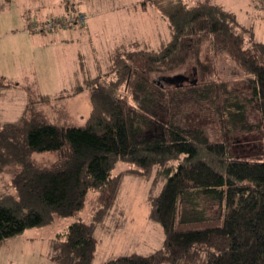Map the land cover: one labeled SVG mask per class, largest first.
Instances as JSON below:
<instances>
[{
    "label": "trees",
    "instance_id": "trees-1",
    "mask_svg": "<svg viewBox=\"0 0 264 264\" xmlns=\"http://www.w3.org/2000/svg\"><path fill=\"white\" fill-rule=\"evenodd\" d=\"M148 4L167 21L170 39L158 49L116 53L110 69L86 83L92 107L83 125L46 122L32 102L19 119L0 122V170L17 166L14 193L0 195V243L55 214H74L94 190L92 220L71 222L47 252L54 264H92L94 232L105 225L124 175L147 178L154 170L165 182L146 201L163 230L161 247L102 264H264V151L237 153L222 135L264 142V41L245 45L235 14L211 0H141ZM204 45L211 60L202 57ZM221 55L247 86L217 75ZM182 69L188 80L164 81ZM1 79L0 89L11 84ZM205 119L214 120L219 138ZM42 151L57 159L33 163L31 154ZM118 161L131 167L114 173Z\"/></svg>",
    "mask_w": 264,
    "mask_h": 264
},
{
    "label": "rangeland",
    "instance_id": "rangeland-1",
    "mask_svg": "<svg viewBox=\"0 0 264 264\" xmlns=\"http://www.w3.org/2000/svg\"><path fill=\"white\" fill-rule=\"evenodd\" d=\"M32 0H0V75H4L2 82L22 86L19 92L29 95L32 109L37 111L40 117L46 122L58 125H83L91 110V101L86 102L85 95L66 96L51 99L50 102H38L41 93H54L61 88H69L67 74L70 72L73 57L77 59L80 51L74 44L84 42L73 40L68 43L65 39L60 42L61 37H67L69 33L85 32L86 27L95 32V36H89L87 49L92 59V48L96 47V56H102L107 38H111L115 33L117 25L125 27L137 26L148 35V49H158L160 41L164 36L158 26L156 29L150 23L156 18L148 17L152 15V10H157L154 5L148 4L147 14L136 16L129 9L133 2L137 0H35L36 7L29 9V2ZM193 5L200 0H185ZM219 3L222 8L235 14L236 21L241 27L245 45H249L252 40L264 39V0H211ZM62 2L68 4L59 6ZM263 3V6H262ZM141 4V0H139ZM24 7L29 9L30 19L27 21V28L34 24L43 23L46 19H58L66 17L68 14H86L91 20L87 26L85 24H73L69 27H57L53 33L55 42H49L51 33L41 34L32 39L31 35L21 34L25 26ZM89 9V10H88ZM36 11H42L35 14ZM87 11V12H86ZM151 19V20H150ZM167 22V21H166ZM119 28V27H118ZM35 32V30H34ZM33 33V31H31ZM49 33V34H48ZM93 38V41H92ZM165 41V40H164ZM83 52L84 49H81ZM99 51L101 54H99ZM202 57L212 59L204 45ZM216 73L222 78L231 79L239 87L247 84L243 80L242 72L225 55L218 56L216 60ZM105 65L97 66L89 64L91 77L94 74H103ZM186 69L171 73V75H186ZM94 73V74H93ZM69 75V74H68ZM188 75V74H187ZM89 99L90 87L87 88ZM27 102V101H26ZM23 107V95L9 91L3 101H0V121L19 119L20 108ZM253 119L258 116L252 113ZM202 121L203 125L210 127L211 132L217 135L216 123ZM201 121V120H199ZM207 121V123L205 122ZM221 135V134H220ZM223 140L233 151L244 155L258 156L264 151V142H260L254 134H222ZM57 159L55 151L33 152L31 161L37 165H50ZM131 164L126 161H118L113 169L114 173L130 168ZM17 166L15 163L4 165L0 170V195L5 192H13L14 188L11 178ZM165 182V177L152 171L146 178L137 172H128L124 175L120 193L117 201L108 213L104 215L102 229L95 230V235L99 239L92 264H102L103 262L120 255L130 253L146 254L161 247L163 243V230L160 224L148 217L147 196L156 195ZM97 209L96 192L88 191L81 210L70 216H60L55 214L53 220L43 226L27 228L14 237L0 243V264H54L47 255L50 241L55 235L65 229L71 222L81 220L90 222Z\"/></svg>",
    "mask_w": 264,
    "mask_h": 264
},
{
    "label": "crops",
    "instance_id": "crops-1",
    "mask_svg": "<svg viewBox=\"0 0 264 264\" xmlns=\"http://www.w3.org/2000/svg\"><path fill=\"white\" fill-rule=\"evenodd\" d=\"M215 3H217V2H215ZM29 4H30L29 9H34L37 6L35 0H32L31 2H29ZM217 4H219V3H217ZM61 5H64L65 8H69L67 3L65 4L64 2H62L59 6H61ZM147 6L145 8H143L141 6V4H139V0H137L136 2L132 3V5H131V7H129V9H131L132 13H134L136 16H142V15L147 14V9H148ZM262 6H263V3H262ZM29 9H26L24 7L25 15H22V17H25V19H26L25 26L23 28H21L22 29L21 34H24V35H22L24 37V39L27 38L26 35H31L32 39H36L35 36H39L41 34L47 35V33H45V32H49V33H51L50 34L51 37L47 41L55 42L56 33H53L55 29L52 31H36L35 30V32L32 29L30 30V32L28 30H26L27 21L31 20L30 14H29ZM40 12H42V11H39V12L36 11L35 14L40 13ZM91 17H92V14L90 13V19L87 17L85 26H87L89 22H92L95 19V18H93L91 20ZM148 17L156 18L154 21H151L150 23L153 25L154 29H156L159 26L161 31L164 33V36L159 43L161 46L163 43L168 41L171 37V32H170V28L168 26V23L166 22L165 18L160 14L158 9L152 10V15H150ZM31 31H33V33H31ZM95 35H96L95 32L90 31L89 28L86 27L85 32H77L76 31L75 33H69V35L65 38L61 37L59 43L64 42L65 39L68 40V43L72 42L73 40H81V41L84 40V42L74 44L75 46L78 47V49L80 51L77 54L78 55L77 59L75 57H73L72 62L70 63L71 64L70 72L68 73L69 75L67 74V80L70 84V87L69 88H65V87L61 88L52 94L41 93L38 97V102L43 104V102H46V101L50 102L51 99H55V101H56V99L59 97H66V96L72 97V96H80V95H85V97H86L85 101L89 102L90 101L89 92L87 90L88 87L86 86V83L90 79L100 75L98 73H96V74L93 73L94 74L93 77H91V73H89L90 75H88L90 63L92 65H95V66H97L98 64L104 63L105 70L106 69L109 70L113 64V57L116 53L124 52V51H128V50H135V49L148 50L147 32L145 33L143 30H141V28H138L137 26H134L131 28V27H125L121 24V25H117V28L115 29V33L113 34V36L111 38H107V40H108V41H106L107 44L104 45L105 47L103 48V50H100V51H102V56H96L98 54L96 52V48H97V46H96V47L92 48V55L94 57L91 59L90 56H87V54L89 53V50L87 49V46L89 45L88 37L89 36L93 37ZM92 41H93V38H92ZM259 41H264V39L259 40ZM81 49H84V51L82 52ZM100 51H99V54H101ZM0 77L5 79L4 75H0ZM8 82H11V81H8ZM76 87H81V89L77 92H74ZM20 88H22V86H20L18 84H13L11 82L10 85H8L6 87H2L0 89V101H3V98L5 97V95L9 91H14V93H19L20 95H23V107L20 108L19 112L21 115L19 116V118L22 116V114L26 110V107L31 102V99L28 100L29 95H27V100H26L25 93L22 91H20V92L18 91V90H20ZM33 101H32V103H33ZM7 121H15V120H7ZM0 122H5V121H0Z\"/></svg>",
    "mask_w": 264,
    "mask_h": 264
},
{
    "label": "built area",
    "instance_id": "built-area-1",
    "mask_svg": "<svg viewBox=\"0 0 264 264\" xmlns=\"http://www.w3.org/2000/svg\"><path fill=\"white\" fill-rule=\"evenodd\" d=\"M87 17L85 14H68L66 17H59L58 19H46L43 23L34 24L30 27L36 31H52L57 27H68L73 24L84 25Z\"/></svg>",
    "mask_w": 264,
    "mask_h": 264
},
{
    "label": "water",
    "instance_id": "water-1",
    "mask_svg": "<svg viewBox=\"0 0 264 264\" xmlns=\"http://www.w3.org/2000/svg\"><path fill=\"white\" fill-rule=\"evenodd\" d=\"M184 80H188V77L184 75H174L171 78H164L165 82L174 84H178V82H182Z\"/></svg>",
    "mask_w": 264,
    "mask_h": 264
}]
</instances>
